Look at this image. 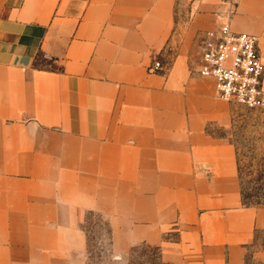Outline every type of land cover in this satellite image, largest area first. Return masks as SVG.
<instances>
[{
  "label": "crops",
  "instance_id": "obj_1",
  "mask_svg": "<svg viewBox=\"0 0 264 264\" xmlns=\"http://www.w3.org/2000/svg\"><path fill=\"white\" fill-rule=\"evenodd\" d=\"M225 23L264 64V0H0V264H76L90 213L121 258L264 264L229 103L186 57Z\"/></svg>",
  "mask_w": 264,
  "mask_h": 264
},
{
  "label": "rangeland",
  "instance_id": "obj_2",
  "mask_svg": "<svg viewBox=\"0 0 264 264\" xmlns=\"http://www.w3.org/2000/svg\"><path fill=\"white\" fill-rule=\"evenodd\" d=\"M196 38L186 51L188 63L192 66H196L199 59ZM170 53L167 62L173 58L174 53L172 56ZM229 107V125L214 131L232 145L247 184V175L252 172L253 177L260 176V167L264 164V110L248 111L232 103H229ZM81 228L86 234L87 248L76 264H173L162 261L159 250L144 243L131 245L123 258L116 256L111 247L110 226L103 216L86 214Z\"/></svg>",
  "mask_w": 264,
  "mask_h": 264
},
{
  "label": "built area",
  "instance_id": "obj_3",
  "mask_svg": "<svg viewBox=\"0 0 264 264\" xmlns=\"http://www.w3.org/2000/svg\"><path fill=\"white\" fill-rule=\"evenodd\" d=\"M198 45V73L214 81L219 99L248 111L264 110V64L254 36L236 32L225 23L201 35ZM162 69L155 61L148 71Z\"/></svg>",
  "mask_w": 264,
  "mask_h": 264
},
{
  "label": "trees",
  "instance_id": "obj_4",
  "mask_svg": "<svg viewBox=\"0 0 264 264\" xmlns=\"http://www.w3.org/2000/svg\"><path fill=\"white\" fill-rule=\"evenodd\" d=\"M235 159H236V169L238 176V184L240 187V197H241L242 206L246 208L264 207V164H262L260 167L261 168L260 176L253 177L252 172L247 175L249 181L246 184L243 177L244 175H242V172L239 167L237 154H235ZM248 184L252 186L248 187L247 186Z\"/></svg>",
  "mask_w": 264,
  "mask_h": 264
}]
</instances>
